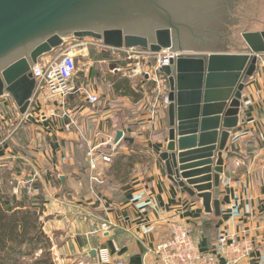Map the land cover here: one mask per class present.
<instances>
[{"label":"crops","instance_id":"1","mask_svg":"<svg viewBox=\"0 0 264 264\" xmlns=\"http://www.w3.org/2000/svg\"><path fill=\"white\" fill-rule=\"evenodd\" d=\"M127 67L112 59L88 64L71 79L69 94L37 92L25 115L10 99L1 101L2 191L4 184L13 189L33 181L30 197L42 203L39 221L54 264H96L101 248L109 251L107 264H140L146 248L167 237L173 214L203 251L245 230L255 250L244 264H264V55L244 85L238 125L222 153L220 217L168 180L158 158L167 143L166 112L151 119L153 84L130 78L122 71ZM88 95L98 102L89 104ZM118 131L132 141L115 144ZM91 148L111 155L97 172L88 167Z\"/></svg>","mask_w":264,"mask_h":264},{"label":"water","instance_id":"2","mask_svg":"<svg viewBox=\"0 0 264 264\" xmlns=\"http://www.w3.org/2000/svg\"><path fill=\"white\" fill-rule=\"evenodd\" d=\"M193 22L214 33L184 46ZM71 38L177 55L160 70L169 105L158 158L172 184L220 217L222 153L238 125L244 85L264 55V0H0V102L10 99L25 115L35 95L32 67ZM120 140L132 141L118 131L114 143Z\"/></svg>","mask_w":264,"mask_h":264},{"label":"built area","instance_id":"3","mask_svg":"<svg viewBox=\"0 0 264 264\" xmlns=\"http://www.w3.org/2000/svg\"><path fill=\"white\" fill-rule=\"evenodd\" d=\"M68 40L72 42L68 44ZM93 41L87 43L72 38L66 39L55 57L39 59L31 70L35 80V94L42 93L48 98H64L69 94L71 91L69 83L79 70L77 56L74 53L77 50L87 52L88 47L91 46L101 53H109L115 62L125 63L128 67L122 71L130 78L143 79L146 77L153 84L155 94L149 104L151 119L161 116L169 105V87L167 77L161 74L160 70L170 66L171 61L177 55H152L135 49H114L104 46L102 42ZM87 65L82 64L83 67ZM115 70L121 71L119 68ZM87 101L89 104H96L98 97L88 95ZM87 157L89 158L88 167L92 172H97L100 163L111 162V155L99 153L95 148L87 152ZM92 180L96 182L97 178ZM32 182H26L21 187L15 186L13 193L17 195L24 192L27 196H32ZM146 211L145 208L140 210L141 213H146ZM166 227L167 237L153 247H147L140 264H244L252 260L255 246L245 230L237 234L221 236L211 251H203L191 238L177 214L167 218ZM101 228L105 232L109 230L106 224H102ZM114 249L116 252L119 251L116 246ZM95 261L96 264L109 263V251L101 248L96 253Z\"/></svg>","mask_w":264,"mask_h":264},{"label":"trees","instance_id":"4","mask_svg":"<svg viewBox=\"0 0 264 264\" xmlns=\"http://www.w3.org/2000/svg\"><path fill=\"white\" fill-rule=\"evenodd\" d=\"M140 97L135 94L134 100ZM9 190L3 189L0 195V264H20L21 259L37 252L40 256L31 264H54L50 242L39 221L42 203L24 192L17 196Z\"/></svg>","mask_w":264,"mask_h":264},{"label":"rangeland","instance_id":"5","mask_svg":"<svg viewBox=\"0 0 264 264\" xmlns=\"http://www.w3.org/2000/svg\"><path fill=\"white\" fill-rule=\"evenodd\" d=\"M80 41V40H79ZM68 44H70L72 42V40H68ZM82 42H87V43H92L94 42L93 39H85V41L82 40ZM58 50L54 51V53H50L48 55H50V57H55L58 54ZM77 56V61H78V69L80 70L82 68V70H84V67L82 66V64H93L95 61L101 60V59H106L109 61V63H111V59L112 56L109 53H101L97 50H95V48L89 46L86 51H80L77 50L76 53H74ZM47 55V56H48ZM45 57V56H44ZM80 65V66H79ZM91 66V65H90ZM166 112V110L163 111V114ZM12 186V184H4L3 185V189H5L6 191L9 190V188ZM10 191V190H9ZM3 192V191H2ZM13 193V189L12 191H10ZM15 195V194H14ZM19 194H17L18 196ZM41 252H37L35 254H33L32 256H28L25 257L23 259H21V263L20 264H31L36 258H38L40 256ZM51 259H52V255H51ZM53 261V260H52ZM54 263V262H53Z\"/></svg>","mask_w":264,"mask_h":264},{"label":"flooded vegetation","instance_id":"6","mask_svg":"<svg viewBox=\"0 0 264 264\" xmlns=\"http://www.w3.org/2000/svg\"><path fill=\"white\" fill-rule=\"evenodd\" d=\"M223 3H225V4H229V0H223ZM227 6V5H226ZM199 24H198V22H193V37L192 36H190L189 37V40L186 42V43H184L183 45L184 46H188V45H190L191 44V40H193V42L194 43H196V42H198V44H200V42L202 41V40H199L198 38H200V39H202V38H204L205 37V39L208 37V34H210V33H214V31H212V27H211V25L209 26V25H206V26H204V29H203V31L201 30L200 31V27L198 26ZM146 27H148V26H146ZM227 27V26H226ZM223 31V30H222ZM220 32L221 34L220 35H222V36H227L228 35V32H226V31H224V32ZM204 36V37H202L201 38V36ZM200 42H199V41ZM202 43V42H201ZM184 51L186 52H189V50L188 49H184Z\"/></svg>","mask_w":264,"mask_h":264}]
</instances>
